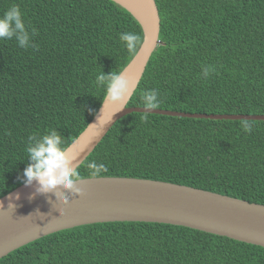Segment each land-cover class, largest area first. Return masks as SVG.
<instances>
[{
	"label": "trees",
	"instance_id": "obj_1",
	"mask_svg": "<svg viewBox=\"0 0 264 264\" xmlns=\"http://www.w3.org/2000/svg\"><path fill=\"white\" fill-rule=\"evenodd\" d=\"M155 3L161 44L127 106L141 107V94L157 89L159 109L264 114V0ZM13 4L36 47L0 40V197L23 183L28 136L55 129L67 147L102 102L97 74L119 73L135 54L120 34L142 38L137 21L111 0H0V16ZM204 66L214 69L207 79ZM142 115L110 127L79 165L80 178L91 177L87 164L95 161L107 169L99 176L168 181L264 204V120L151 113L143 122ZM0 264H264V248L178 225L116 221L48 234Z\"/></svg>",
	"mask_w": 264,
	"mask_h": 264
},
{
	"label": "water",
	"instance_id": "obj_2",
	"mask_svg": "<svg viewBox=\"0 0 264 264\" xmlns=\"http://www.w3.org/2000/svg\"><path fill=\"white\" fill-rule=\"evenodd\" d=\"M139 24L142 38L135 54L119 72L130 81L125 108L101 102L87 126L66 147L81 164L110 127L143 107L127 106L151 54L161 44L160 19L155 0H111ZM170 116L208 119L264 120V114H207L166 109L148 110ZM116 112V113H115ZM114 113V114H113ZM113 114V116H112ZM112 116V118H111ZM111 118V120H110ZM36 183L20 184L0 197V258L48 234L80 225L116 221L158 222L188 227L264 248V204L168 181L136 177L80 178L83 195H68L63 204L54 193L37 194ZM19 195V199L15 197ZM11 198V200H10ZM14 205L11 206L9 203Z\"/></svg>",
	"mask_w": 264,
	"mask_h": 264
},
{
	"label": "clouds",
	"instance_id": "obj_3",
	"mask_svg": "<svg viewBox=\"0 0 264 264\" xmlns=\"http://www.w3.org/2000/svg\"><path fill=\"white\" fill-rule=\"evenodd\" d=\"M35 33L36 30L32 29V34ZM13 38L21 48L36 47L31 44V35L25 26L21 9L16 4L11 5L0 16V40H12ZM119 38L129 53H135L141 43V36L135 33H121ZM212 71L214 69L211 66H204L201 74L203 78L207 79ZM95 86L104 90L103 108L105 101L121 104L119 111L126 107L124 101L126 97H129L131 85L123 74L114 71L105 74L101 71L95 78ZM140 100L141 106L146 110L142 112L141 120L147 122L152 113L148 110L160 108L159 91L157 89L144 91ZM242 128L244 132H252L250 124L245 123ZM25 151L28 161L22 173V182L25 186H31L35 182L37 194L54 193L63 204L69 202V197L58 192L57 189H62L63 193H70L74 196L83 195L81 189L76 187V183L80 181V173L79 164H74V161L78 156L69 154L61 134L57 130L51 129L43 134H30ZM87 168L91 177H97L107 171L104 164H97L95 161L89 162ZM15 198L19 199V195L17 194ZM9 205L14 207L11 202ZM0 206L3 205L0 204Z\"/></svg>",
	"mask_w": 264,
	"mask_h": 264
},
{
	"label": "rangeland",
	"instance_id": "obj_4",
	"mask_svg": "<svg viewBox=\"0 0 264 264\" xmlns=\"http://www.w3.org/2000/svg\"><path fill=\"white\" fill-rule=\"evenodd\" d=\"M3 257V256H2Z\"/></svg>",
	"mask_w": 264,
	"mask_h": 264
}]
</instances>
